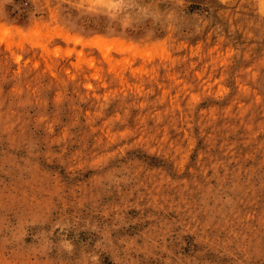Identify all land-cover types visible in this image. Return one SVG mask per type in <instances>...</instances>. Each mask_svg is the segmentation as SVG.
<instances>
[{
  "label": "rangeland",
  "instance_id": "374dc122",
  "mask_svg": "<svg viewBox=\"0 0 264 264\" xmlns=\"http://www.w3.org/2000/svg\"><path fill=\"white\" fill-rule=\"evenodd\" d=\"M0 264H264V0H0Z\"/></svg>",
  "mask_w": 264,
  "mask_h": 264
}]
</instances>
